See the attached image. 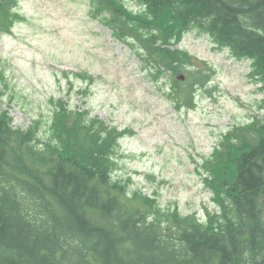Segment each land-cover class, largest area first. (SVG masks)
Segmentation results:
<instances>
[{
	"label": "trees",
	"instance_id": "16d2710c",
	"mask_svg": "<svg viewBox=\"0 0 264 264\" xmlns=\"http://www.w3.org/2000/svg\"><path fill=\"white\" fill-rule=\"evenodd\" d=\"M93 2L96 16L130 41L156 81L167 77L186 107L213 72L175 48L191 30L251 59L264 90V0ZM19 5L0 0L3 33L23 19ZM90 117L60 103L42 132L15 128L0 110V264H264V115L229 132L209 161L220 210L207 225L115 177L128 130Z\"/></svg>",
	"mask_w": 264,
	"mask_h": 264
},
{
	"label": "rangeland",
	"instance_id": "374dc122",
	"mask_svg": "<svg viewBox=\"0 0 264 264\" xmlns=\"http://www.w3.org/2000/svg\"><path fill=\"white\" fill-rule=\"evenodd\" d=\"M19 10L24 19L13 33L0 32V110L14 126L44 130L63 101L128 130L116 151L115 177L132 192L202 220L218 210L217 187L206 178L211 163L204 161L228 130L262 114L264 94L250 76L251 61L219 48L208 34L185 33L178 48L213 71L188 109L167 77L151 81L140 53L91 15V0H21Z\"/></svg>",
	"mask_w": 264,
	"mask_h": 264
}]
</instances>
